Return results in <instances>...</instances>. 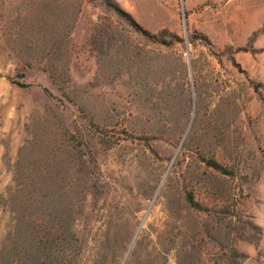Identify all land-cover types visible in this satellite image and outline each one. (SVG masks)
<instances>
[{"label":"rangeland","instance_id":"1","mask_svg":"<svg viewBox=\"0 0 264 264\" xmlns=\"http://www.w3.org/2000/svg\"><path fill=\"white\" fill-rule=\"evenodd\" d=\"M2 247L264 264V0H0Z\"/></svg>","mask_w":264,"mask_h":264},{"label":"trees","instance_id":"2","mask_svg":"<svg viewBox=\"0 0 264 264\" xmlns=\"http://www.w3.org/2000/svg\"><path fill=\"white\" fill-rule=\"evenodd\" d=\"M61 68V72H62V74L59 72V69ZM45 72L48 74V76H49V78L54 82V83H56V85L58 86V88H60V90H63V88H65V86H66V82H64L63 80H60L59 81V79H58V76H60L59 74H61V75H65L66 76V74L68 75V68H67V66L65 65H49V66H47L45 69ZM215 165H216V163H214ZM15 180H18L19 181V178L18 177H16L15 178ZM52 226V228L56 231V225L54 224V225H51ZM24 227H26V225L25 224H22L21 225V223L18 221V223H16V228H17V231L19 232H21L22 231V229L24 228ZM41 230V228H39V231ZM51 233H48V235H50ZM47 239V242L49 241L48 240V237L46 238ZM52 239V240H51ZM50 239V241L52 242V243H54V241H55V238H51ZM42 242V241H41ZM43 244H46L45 242H43ZM47 246V245H46ZM37 247H39V250H40V248H42V249H44V246L42 245V244H40V241H39V244L38 245H34L33 246V249L35 250ZM14 251L15 252H17L18 250H17V248H15L14 249ZM11 262H9V264H10ZM0 264H7V254L5 253V248L4 247H2L1 249H0Z\"/></svg>","mask_w":264,"mask_h":264},{"label":"bare ground","instance_id":"3","mask_svg":"<svg viewBox=\"0 0 264 264\" xmlns=\"http://www.w3.org/2000/svg\"><path fill=\"white\" fill-rule=\"evenodd\" d=\"M134 203H135V206H137V205H138V202L136 201V199L134 200Z\"/></svg>","mask_w":264,"mask_h":264}]
</instances>
